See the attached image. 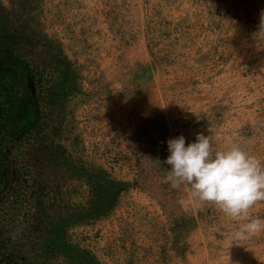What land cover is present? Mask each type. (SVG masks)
<instances>
[{"label": "rangeland", "instance_id": "rangeland-1", "mask_svg": "<svg viewBox=\"0 0 264 264\" xmlns=\"http://www.w3.org/2000/svg\"><path fill=\"white\" fill-rule=\"evenodd\" d=\"M262 10L264 0H0V43L29 70L0 90L14 106L0 125V264H264V230L232 235L264 220V201L234 221L171 188L163 163L169 138L197 133L264 162ZM23 98L38 117L15 126Z\"/></svg>", "mask_w": 264, "mask_h": 264}, {"label": "clouds", "instance_id": "clouds-1", "mask_svg": "<svg viewBox=\"0 0 264 264\" xmlns=\"http://www.w3.org/2000/svg\"><path fill=\"white\" fill-rule=\"evenodd\" d=\"M258 27V33L264 36V10ZM167 151L169 155L163 161L170 166L166 182L173 189H190L197 206L203 202L215 204L226 216L239 221L248 217L257 202L264 201V162L238 144L214 151L210 137L197 133L191 143H186L184 135L169 138ZM262 230L264 220L248 218L234 226L232 235L243 241ZM19 231L10 234L13 241Z\"/></svg>", "mask_w": 264, "mask_h": 264}, {"label": "trees", "instance_id": "trees-1", "mask_svg": "<svg viewBox=\"0 0 264 264\" xmlns=\"http://www.w3.org/2000/svg\"><path fill=\"white\" fill-rule=\"evenodd\" d=\"M12 44L10 46H5L4 43H0V90H9L11 84L9 83L12 78L14 83H23L27 82V78L25 79L22 74L24 72H29L27 70V66H23V61L20 57L14 56L11 52ZM21 69V70H20ZM27 72V73H28ZM10 76V77H9ZM33 80L34 77L30 76ZM9 86V87H8ZM31 100L35 98L34 96L30 95ZM35 102V99H33ZM17 109H14L13 117H14V125L18 126L19 123L23 120L24 122L28 121L31 124L35 121V117H38L37 106L30 103L26 98L16 105ZM13 107H6L4 102H0V125H2L3 118L6 117L7 109H12ZM30 125L24 126V129H28ZM2 162L0 159V183L4 181L7 170L2 169Z\"/></svg>", "mask_w": 264, "mask_h": 264}]
</instances>
